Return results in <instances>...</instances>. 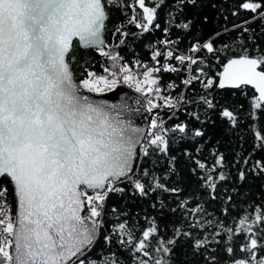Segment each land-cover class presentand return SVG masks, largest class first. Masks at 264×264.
Masks as SVG:
<instances>
[{
    "label": "snow or ice",
    "instance_id": "obj_1",
    "mask_svg": "<svg viewBox=\"0 0 264 264\" xmlns=\"http://www.w3.org/2000/svg\"><path fill=\"white\" fill-rule=\"evenodd\" d=\"M162 2L148 6L145 0H134L129 23L141 33L159 29L157 11ZM184 2L194 4L196 0H179L181 5ZM135 5L142 12L136 13ZM124 7L121 0H0V178L10 182L16 203L13 216L7 202L8 188L0 186V264H85L80 257L94 244L99 230L98 219L93 218L102 216L109 193L124 192L116 186L118 182L129 181L134 194L142 197L157 189L176 191L147 169H141L136 176L137 146H141L143 156L149 155L150 148L168 156L170 147L166 134L169 131L184 137L204 135L187 123H177L168 129L164 128L163 121L153 120L152 129L161 131L151 133L145 147L141 145L142 130L120 119L116 105L96 103L84 94L111 89L119 81L117 71H111L109 79L87 67L83 69L84 78L77 81L73 65L77 63L79 47L99 52L117 68L115 62L122 58L119 53L105 50L108 46L104 33L110 19L109 10L123 11ZM239 8L253 13V20L257 17L264 20V0H243ZM173 22L174 17L169 24ZM191 23L189 20L175 26L188 30ZM122 28L123 25L117 27L116 33L127 37L129 33ZM164 32L167 33L168 28ZM123 43L121 39L120 44ZM160 43L170 45L178 41L165 39ZM201 48L209 53L218 51L211 41L193 45L190 51L195 53ZM158 57L165 61L175 59L182 65L187 62L189 70L191 65L198 64L191 55H178L170 48L165 51L154 48L151 59L158 66L143 65L146 69L143 80L131 74L126 65L119 66V72L124 73V83L134 82L137 92L145 91L142 84L149 85L146 92H161L160 77L154 74L180 69L161 63ZM233 66L240 70L230 72ZM262 66L264 51L257 48L255 54H250L244 49L243 55L228 61L218 84L213 79L201 81L200 75H192L182 83L188 86L201 81L205 90L214 84L220 89L251 84L258 95L250 101L248 116L258 120L264 116V70H257ZM104 71L109 72V69ZM157 99H163L164 106L174 110L181 102L187 103L182 94L175 101L171 96H157ZM200 101L207 109L216 108L207 95L201 96ZM148 104L152 108L161 107L151 99ZM190 115L196 121L201 119L198 113ZM218 115L230 127L240 124L235 109L221 106ZM254 135L259 147L264 149V134L254 130ZM223 160L220 155L217 163L222 166ZM174 161L175 157H169V173L176 171ZM196 163L200 169L206 167L199 161ZM244 163L248 164V160ZM252 168L264 173V161H256ZM244 177L241 171L239 178ZM218 179L225 180L226 176L220 173ZM205 180L214 193L213 177ZM85 204L89 214L82 216ZM238 223L240 227L235 229L221 223L222 233L210 234L211 239L209 235L197 238L191 232L176 230L165 240L160 237L155 222L143 231L142 238L134 239L126 223H120L118 230L113 231L121 247L141 254L135 258V264H175L177 241L182 238L191 241L190 254L193 258L199 257L202 264H264V213L257 208L254 218L250 220L246 214ZM211 224L212 221H207L191 227L206 228ZM217 236L220 239H216ZM104 240L110 243L112 237L105 236ZM213 244L220 246L223 256L218 255L217 247H210ZM104 264H119V261L107 259Z\"/></svg>",
    "mask_w": 264,
    "mask_h": 264
},
{
    "label": "trees",
    "instance_id": "obj_2",
    "mask_svg": "<svg viewBox=\"0 0 264 264\" xmlns=\"http://www.w3.org/2000/svg\"><path fill=\"white\" fill-rule=\"evenodd\" d=\"M133 2L134 0H121L125 5L123 11L117 8L109 10L110 19L104 33L108 46L105 50L110 49L113 54L119 53L122 59L115 62L117 68L114 69V62L101 56L99 52L85 51L77 47V63L73 65V70L78 81L84 78L85 67L97 74L105 72L104 69L107 68L109 72L117 71L120 76V65L136 67L151 62L152 67L158 66L152 61L151 53L154 48L160 49V41L165 39L178 41L171 44L177 51L170 48L178 55L187 54L196 43L203 45L209 41L213 42L218 51L209 53L201 48L196 52L194 59L198 60V64L192 65L191 73L200 75L201 81L213 79L216 84L225 64L232 58L243 55L244 49H248L250 54H255L257 48L264 51V20L259 17L253 20V13L240 9L239 4L243 0H196L194 4L184 2L182 5L179 0H163L157 11L160 28L148 33H141L140 29L129 23L133 15ZM145 2L148 6H154L159 0ZM135 12H142L138 5H135ZM173 17L174 22L169 24ZM189 20L192 23L188 30L175 26ZM121 25L122 31L129 33L127 37L116 33L115 29ZM165 28H168L167 33L164 32ZM245 28L249 31L245 32ZM121 39L124 40L123 44H120ZM158 59L161 63L167 62L180 69L178 72L162 71L154 74L160 77V96L176 98L182 94L187 101L181 102L175 112H164V117L167 118L165 128L171 129L177 123H187L190 128L203 131L204 135L184 137L178 132L169 131L166 134L170 147L168 156L149 149V155L143 156L138 165L136 164V176L140 175L141 169H147L159 177L161 183L176 191L157 189L142 197L134 194L129 181L118 183L116 186L123 188L124 192L108 194L103 214L97 218L100 221L97 240L92 248L80 257L85 264H104L107 259H116L119 264H135V258L141 254L133 253L131 248L121 247L117 243L113 229H117L120 223H126L134 239L142 238L143 231L151 226L152 222L158 226L159 235L165 240L172 237L176 230L191 232L197 238L209 235L211 239L210 234L222 233V228L219 227L221 223L235 229L240 227L238 222L244 215L248 214L251 220L255 216V209L259 208L264 213V173H258V170L252 168L256 161H264V149L259 147V141L254 135V130H260L264 134V116L258 120L248 116L250 101L253 96L258 95L256 90L247 85L220 89L216 84L205 90L201 81H194L185 88L182 80L186 78L187 62L182 65L175 59ZM261 69L264 70V66ZM135 76L139 78L138 75ZM169 84L175 87L168 88ZM205 95L216 104L215 109H207L202 104L200 97ZM221 106L238 111V127H230L218 115ZM193 112L200 115V121L192 118L190 113ZM257 115L260 116V113ZM220 155L224 157L222 166L217 163ZM169 157H175L173 163L176 171L173 173L168 171ZM245 159L248 164L244 163ZM197 161L206 167L200 169ZM241 171L245 173L243 180L239 178ZM220 173L226 176L225 180L218 179ZM208 176L213 177L216 183L214 193L206 186L205 178ZM0 186L8 188L7 202L14 211L10 182L5 178L0 179ZM88 193L92 195V192ZM213 196L216 198L213 199ZM197 208L202 210L194 211ZM207 221H212V224L206 228L191 227L205 224ZM105 236L112 237L110 243L104 240ZM216 239L220 237L217 236ZM190 243L191 241L183 238L177 241L175 264H202L199 257L191 256ZM210 247H217L218 255L223 256L219 250L220 246L213 244Z\"/></svg>",
    "mask_w": 264,
    "mask_h": 264
},
{
    "label": "water",
    "instance_id": "obj_3",
    "mask_svg": "<svg viewBox=\"0 0 264 264\" xmlns=\"http://www.w3.org/2000/svg\"><path fill=\"white\" fill-rule=\"evenodd\" d=\"M104 40H105V36H104ZM235 58H238V57H235ZM232 59H234V58H232ZM227 64H228V62L225 64L221 74L225 72V68H226ZM239 70L240 69L238 66H233V68L229 69L230 72L231 71H239ZM257 70L260 71L263 69L259 68ZM221 74L219 76V81L222 79ZM219 81H218V83H219ZM241 86H244V85H241ZM247 86L254 88L253 85H251V84H249ZM84 94L88 95L96 103H101V104H105V105H116L117 106L116 111H119V113H120L119 118L120 119H122L126 123H131V125L133 127L140 128L142 130L143 136L141 139V144L143 143L144 138L148 132L149 123L151 120V115H150L149 110H147V108H146L145 99L140 93L130 89L126 85H117L112 90L104 92V93H99V94L94 93V92L88 93L85 91ZM113 114H115V112ZM139 148H140V146L138 145L137 146V156H138ZM136 164H134V167H136ZM0 179H3V178H0ZM118 183H120V182H118ZM88 192H92V191L88 190ZM14 211L16 212L15 198H14ZM88 214H89V208H88L87 204H85L84 210H83V212H81V215L84 216V215H88ZM93 219H97V218H93ZM98 223H99V228H100V221L99 220H98ZM98 234H99V230L96 233L97 237H98ZM95 242H94V244H95ZM92 246L88 247L83 252V254H85L87 251H89L92 248Z\"/></svg>",
    "mask_w": 264,
    "mask_h": 264
},
{
    "label": "built area",
    "instance_id": "obj_4",
    "mask_svg": "<svg viewBox=\"0 0 264 264\" xmlns=\"http://www.w3.org/2000/svg\"><path fill=\"white\" fill-rule=\"evenodd\" d=\"M201 45L199 43H196L195 45ZM165 48H172V45H164L162 44V47L158 50H161L163 51ZM174 51H177L176 49H174ZM195 53L193 52H188L187 54H185L186 56L188 55H191L193 58L195 57ZM143 65H148L149 67H152V63L151 62H148V63H145ZM143 65H139V66H136V67H128L131 71V74H135V75H138L140 80H143V73L144 71L146 70ZM191 68H192V65H191ZM97 75H104V76H108L109 79H111L112 77L110 76V72H103L101 74H97ZM123 75L124 73L121 72V75L119 76V81H118V85H126L128 86L130 89L136 91V87H135V83L134 82H129V83H124L123 81ZM193 74L191 73V70H189L188 68V65H187V69H186V78H190ZM145 91H142L143 93L139 92L145 99V102H146V108L147 110H149L150 112V115H151V120H150V123H149V128H148V132L144 138V141L141 145L147 147L148 146V141L151 139V133H154V132H159L161 131V129L157 128V129H152L151 127V123L153 120H157L158 122L160 121H163V126L164 128L166 127V121H167V118L164 117V112L167 110V111H170V112H175L177 109H170L166 106H164V100L163 99H157V96H160V92L159 93H155V92H146V89L149 87V85H146L145 86ZM153 88H155V86H152ZM186 88V86H185ZM173 98V97H172ZM177 98V97H176ZM176 98H173V100L175 101ZM149 99L152 100L153 104H157V105H161V107H155V108H152L149 104H148V101ZM181 104V103H180ZM180 106V105H179ZM179 108V107H178ZM143 157V154H142V148L140 146L139 150H138V156H137V165H138V162L142 159ZM9 204V203H8ZM10 205V204H9ZM11 206V205H10ZM11 210H12V214L13 216H15V211H13L12 207H11Z\"/></svg>",
    "mask_w": 264,
    "mask_h": 264
},
{
    "label": "rangeland",
    "instance_id": "obj_5",
    "mask_svg": "<svg viewBox=\"0 0 264 264\" xmlns=\"http://www.w3.org/2000/svg\"><path fill=\"white\" fill-rule=\"evenodd\" d=\"M117 85H118V83H117ZM117 85H115L114 87H116ZM114 87H113V88H114ZM141 87L144 88V89L146 88V87H145V84H142ZM113 88H111V89L104 88L102 92H94V93H98V94H99V93H104V92H107V91L112 90ZM138 93H139V92H138ZM141 93H143V92H141Z\"/></svg>",
    "mask_w": 264,
    "mask_h": 264
}]
</instances>
